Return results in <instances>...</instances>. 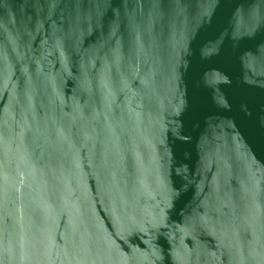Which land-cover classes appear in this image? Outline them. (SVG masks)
Instances as JSON below:
<instances>
[{"label": "water", "instance_id": "1", "mask_svg": "<svg viewBox=\"0 0 264 264\" xmlns=\"http://www.w3.org/2000/svg\"><path fill=\"white\" fill-rule=\"evenodd\" d=\"M0 264H264V0H0Z\"/></svg>", "mask_w": 264, "mask_h": 264}]
</instances>
